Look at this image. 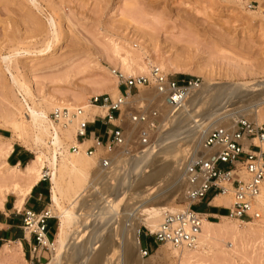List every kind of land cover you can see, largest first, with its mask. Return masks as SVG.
Returning a JSON list of instances; mask_svg holds the SVG:
<instances>
[{
	"label": "rangeland",
	"instance_id": "obj_1",
	"mask_svg": "<svg viewBox=\"0 0 264 264\" xmlns=\"http://www.w3.org/2000/svg\"><path fill=\"white\" fill-rule=\"evenodd\" d=\"M155 66L171 79L196 81V89L205 80L216 86L244 82L242 86L236 85L238 90L246 82L251 85L264 82V0H0V188H7L4 198L16 196L12 192L13 182L19 186L25 184L20 175L7 179L13 174L5 164V146L18 143L31 153V159L34 157L33 150L19 142L8 125L11 112L17 109L26 117V105L50 98L86 96L89 101L91 96L102 94L114 98L109 87L117 81L120 91L122 87L113 71L123 77L144 76L145 73L138 72L140 68L149 74ZM126 68L138 73L126 74ZM179 75L187 78H178ZM151 89L143 87L134 91L129 105L122 108L120 117L113 122L122 127L125 135L133 128L127 134L129 155L138 152L137 144L134 150L135 142L140 128L144 127L143 123L134 124V112L139 107L156 110L155 99L141 96L142 93L148 96ZM216 102L205 105L212 109L218 106ZM205 105L203 110L207 109ZM259 108L264 113V102ZM53 112L48 111V118L57 122ZM156 123L157 133L164 129L165 120L159 117ZM95 129L98 130L96 125L86 130ZM176 145L175 157L165 159L167 166L158 180L165 183L163 188L169 192L172 186L179 185V181L173 184L174 160L184 153V147H191L182 141ZM101 148L94 152L96 167L103 162L100 157L104 155L107 159V148ZM117 152V159L122 162L129 156L120 149ZM107 163L102 169L107 177L98 178L93 190L82 195L86 204L89 203L86 210L92 212L95 208L93 215L110 198L108 192L113 182H108L111 179L106 173L114 168V163L108 159ZM44 178L50 183L48 176ZM183 188L180 184L171 197V206L178 210L186 205ZM115 220L117 217L108 226L115 227ZM239 220L247 224L239 223L235 230L220 233L208 245L198 248V253L190 256L186 264H264V211L258 218ZM137 239L139 248L145 244L150 249L144 257L149 264H178L175 257L166 258L160 251L149 258L160 244L153 247L149 230L142 224ZM24 250L25 255L20 248L17 264H31V253ZM45 252L40 262L32 264L47 261L50 253ZM7 263L9 258L0 255V264Z\"/></svg>",
	"mask_w": 264,
	"mask_h": 264
},
{
	"label": "bare ground",
	"instance_id": "obj_2",
	"mask_svg": "<svg viewBox=\"0 0 264 264\" xmlns=\"http://www.w3.org/2000/svg\"><path fill=\"white\" fill-rule=\"evenodd\" d=\"M156 66L166 72L162 66ZM125 71L129 75L133 72L135 75L138 72L148 74V70L142 68L137 70L138 72L132 68H126ZM242 83L244 82L216 86L212 81L205 80L199 89L191 91L186 101L177 109L170 107L165 102L163 94L154 88L151 89V93L147 91L148 96L142 93V97L156 100L157 104L154 108L159 113L160 119L165 120L162 125L164 129L160 128L152 144L141 152L129 155L123 162L117 159L118 149L108 152L107 159L114 163V168H110L111 173H106L111 179L106 181L113 182L111 184L113 186L111 188L109 184L111 189L108 188L110 190L108 197L110 198L102 204V210L99 213L96 210L97 215L92 214L95 208L92 212L86 210L89 203L86 204L82 195L89 189L93 190L98 178L104 177L102 169L105 165L101 161L96 167V153L90 155L84 151L85 146L92 141L78 142L76 131L79 121L92 119L94 115H104L106 106L97 107L87 101L86 96H80L71 99H43L37 104L32 101L31 106H25L26 117L17 109H15L16 112H11L7 122L15 138L34 152L33 159L23 168L8 166L5 162L8 172L13 174L11 177L6 176L7 179L12 180L16 178V175L24 179L25 184L22 186L15 182L12 184V192L14 190L18 197L17 204L21 203L32 185L42 176L46 175L50 180L48 210L51 215L57 216L58 226L53 239L46 242L50 257L43 264H149L148 260L140 255L137 239L139 225L142 224L150 232H154L158 229L166 212H177L179 208L170 204L171 197L180 184L184 185L185 164L189 152H191L190 158L198 157L201 152H206L201 146L206 133L214 128L231 126L241 117L264 124V113L259 108L264 102V99H261L264 96V91L261 90L264 82L254 85L246 82L238 90L236 85L240 86ZM117 84L109 87L110 94L115 96L113 99L120 95ZM249 87L251 90H247ZM24 93L27 95V91L24 90ZM130 98L131 95L125 99V106L129 105ZM234 99L236 102L233 101ZM216 100L218 106H212V109L208 108L209 105H205L208 102H214L215 105ZM247 100L248 102L245 103ZM234 102L237 105H234ZM204 105L207 109L203 110ZM139 108L143 111L149 109ZM62 109H65L67 114L59 117L57 122L48 118V111L61 112ZM182 122L186 123L182 125ZM136 123L138 122H134ZM130 131L127 133L128 136ZM127 134H124L125 146L128 145ZM178 141L190 143L191 147L190 149L184 147V153L174 160L176 165L173 166L172 179L173 184L179 181V185L172 186L173 190L169 192L168 188H163L165 183L161 184L158 180L167 166L165 159L175 157L174 152L178 147L176 145ZM75 146L78 149L72 151L71 147ZM11 147L10 143L5 146L3 151L5 157ZM100 147H96L97 150H100ZM242 174L243 172H240V176ZM6 189L0 188V203L2 199L4 200ZM229 201L231 204L230 193L220 194L214 198L216 204L225 205L229 204ZM255 206L260 212L264 211V186L256 197ZM113 217H117V220H115V227L111 228L108 225ZM219 219H221L220 222H215L207 221L202 217L200 231L193 246L177 247L170 243H163L159 245L155 253L149 255V258L160 251L164 257H175L178 264H186L190 256L198 253V248L208 245L207 242L218 237L220 233L235 230L239 223L247 224L230 216ZM20 247L19 242L3 244L0 246V255H6L9 258L7 264H17L20 259L17 256L21 253Z\"/></svg>",
	"mask_w": 264,
	"mask_h": 264
},
{
	"label": "built area",
	"instance_id": "obj_3",
	"mask_svg": "<svg viewBox=\"0 0 264 264\" xmlns=\"http://www.w3.org/2000/svg\"><path fill=\"white\" fill-rule=\"evenodd\" d=\"M122 87L120 95L113 99L109 95H94L89 102L97 107L106 106L104 115H95L105 123L112 125L106 129V138L90 139L92 142L84 148L85 153L93 154L96 147L120 149L125 156L129 155V148L125 146L124 131L120 125L113 122L119 118L127 97L133 95L140 88H154L163 94L165 102L177 109L186 101L191 91L196 89L197 82L192 80L171 79L159 68L152 67L148 75L123 77L116 74ZM65 109L61 112L54 110L56 120L64 117ZM132 118L134 122L145 123L140 128L135 142L134 150L141 152L154 142L159 113L157 110L135 111ZM88 119L79 121L76 138L80 142L90 141L86 139V126ZM140 146L142 147H139ZM201 155L195 158L187 157L185 164L183 195L187 206L177 212H166L156 231L150 232L152 242L155 245L170 243L177 247H190L196 242L202 222V214L193 208V205L201 201L204 196L213 191L215 195L230 193L232 201L228 216L236 219H253L260 216L259 209L255 206L256 197L264 186V126L254 121L241 117L231 126H223L210 130L203 137ZM78 147H71L76 151ZM104 156V155H103ZM103 160L106 165L107 159ZM240 172L243 174L240 176ZM46 175L42 176V178ZM48 209L39 212L25 210L21 229L24 234L33 237V243L29 252L38 260L42 251H48L46 242L51 241L46 236V221L52 218ZM148 247H140V255L149 254Z\"/></svg>",
	"mask_w": 264,
	"mask_h": 264
},
{
	"label": "crops",
	"instance_id": "obj_4",
	"mask_svg": "<svg viewBox=\"0 0 264 264\" xmlns=\"http://www.w3.org/2000/svg\"><path fill=\"white\" fill-rule=\"evenodd\" d=\"M95 116V115H94ZM88 120L86 129L88 126H97L98 130H85L86 139L90 140L92 138H99L104 140L106 138V129L112 128L110 125L104 121L95 118ZM79 142V140L77 139ZM85 143V141L83 142ZM6 164L12 167L26 166L32 159L31 153L18 143H12L11 150L7 154ZM23 168V167H22ZM217 195L213 191H209L204 198L195 203L193 208L202 214V217L207 221H214L222 217L228 216L229 204H216L214 203V198ZM5 197V195H4ZM17 195H10L9 197L2 199L0 205V246L3 244H11L19 242L22 253L25 255V250L29 252V247L33 243V237L23 233L21 226L23 220V213L25 210H32L34 212H39L43 209H48L50 203V183L46 178H40L36 183L32 185L29 192L22 198L21 203L17 204ZM58 226V218L53 215L52 218L46 221V236L51 239L55 236ZM148 238V237H145ZM52 240V239H51ZM153 243V242H152ZM145 247L147 245L143 244ZM155 244H153L154 247ZM46 252L42 251L39 259L37 260L34 255H31L30 261L40 262V258H44ZM35 260V261H34Z\"/></svg>",
	"mask_w": 264,
	"mask_h": 264
},
{
	"label": "trees",
	"instance_id": "obj_5",
	"mask_svg": "<svg viewBox=\"0 0 264 264\" xmlns=\"http://www.w3.org/2000/svg\"><path fill=\"white\" fill-rule=\"evenodd\" d=\"M178 78H187V77H185L183 75H179Z\"/></svg>",
	"mask_w": 264,
	"mask_h": 264
}]
</instances>
